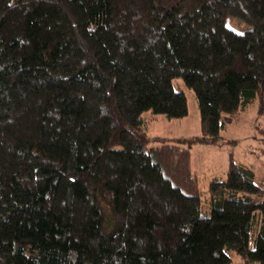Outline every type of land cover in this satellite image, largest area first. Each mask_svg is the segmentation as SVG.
<instances>
[{"label": "trees", "instance_id": "obj_1", "mask_svg": "<svg viewBox=\"0 0 264 264\" xmlns=\"http://www.w3.org/2000/svg\"><path fill=\"white\" fill-rule=\"evenodd\" d=\"M178 78L207 143L263 110L264 0H0V264H264L254 167L205 215L191 147L150 142L146 111L189 113Z\"/></svg>", "mask_w": 264, "mask_h": 264}, {"label": "rangeland", "instance_id": "obj_2", "mask_svg": "<svg viewBox=\"0 0 264 264\" xmlns=\"http://www.w3.org/2000/svg\"><path fill=\"white\" fill-rule=\"evenodd\" d=\"M227 25L239 32H245L251 24L235 16L227 19ZM177 89H182L188 99L189 113L180 119H167L163 114H143L146 130L152 145L174 143L191 147V164L199 177L205 215L210 214L208 183L211 179L227 176L229 160L233 157L254 167L257 180H264V109L260 101L250 103L237 115V119L222 131V139L214 144L207 143L201 135L200 106L193 89L183 78L174 80ZM230 264H245L243 258L232 250Z\"/></svg>", "mask_w": 264, "mask_h": 264}]
</instances>
